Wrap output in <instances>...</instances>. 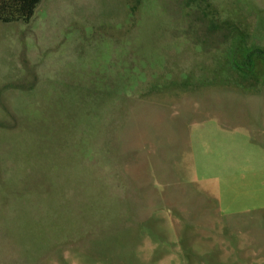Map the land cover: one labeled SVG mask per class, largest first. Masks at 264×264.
<instances>
[{
	"label": "rangeland",
	"instance_id": "374dc122",
	"mask_svg": "<svg viewBox=\"0 0 264 264\" xmlns=\"http://www.w3.org/2000/svg\"><path fill=\"white\" fill-rule=\"evenodd\" d=\"M259 56L264 0L0 22V264H261Z\"/></svg>",
	"mask_w": 264,
	"mask_h": 264
},
{
	"label": "trees",
	"instance_id": "16d2710c",
	"mask_svg": "<svg viewBox=\"0 0 264 264\" xmlns=\"http://www.w3.org/2000/svg\"><path fill=\"white\" fill-rule=\"evenodd\" d=\"M43 0H0V22L6 25L29 24ZM263 60L264 57L259 56Z\"/></svg>",
	"mask_w": 264,
	"mask_h": 264
},
{
	"label": "crops",
	"instance_id": "0c3cea01",
	"mask_svg": "<svg viewBox=\"0 0 264 264\" xmlns=\"http://www.w3.org/2000/svg\"><path fill=\"white\" fill-rule=\"evenodd\" d=\"M251 220L264 222V215L253 216V218ZM257 237H258V239L247 241V243L253 244L252 247H254V248L252 251V253H253L252 258L254 259V261L256 263L264 264V238H263V235H261V234L258 235ZM245 259H248V258H245Z\"/></svg>",
	"mask_w": 264,
	"mask_h": 264
}]
</instances>
